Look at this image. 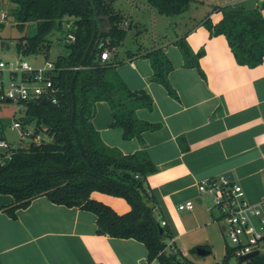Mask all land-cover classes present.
Masks as SVG:
<instances>
[{
  "label": "trees",
  "instance_id": "16d2710c",
  "mask_svg": "<svg viewBox=\"0 0 264 264\" xmlns=\"http://www.w3.org/2000/svg\"><path fill=\"white\" fill-rule=\"evenodd\" d=\"M10 1L17 5L15 14L20 21H36V33L17 42L18 54L43 52L48 58L47 36L61 29L65 19H73L68 33L74 35L75 41L65 43L67 54L58 55L53 61L57 103L39 101L27 105L21 120L25 125L34 122L35 133L42 132L44 136L39 142L31 141L14 150L11 160L0 169V196L12 198L0 210L15 219L17 211L28 207L32 200L46 197L53 204L94 214L98 234L143 243L149 262L156 259L158 264H191L177 259L179 252L175 246L166 248L172 232L166 223L161 226L162 221L155 215L159 207L146 177L157 168L147 152L123 154L107 146L91 122L94 104L104 101L112 111L111 127L122 129L125 140L141 141L142 133L159 127L135 116L139 108L152 109L151 97L144 90H130L114 65L100 59L102 52L123 44L130 28L123 26L125 18L116 12L113 0ZM194 1L146 0L152 9L166 17L183 14ZM217 9L222 13L220 21L214 24L206 17L202 26L210 36L226 38L238 65L248 68L260 65L264 58V1L253 9L231 5ZM174 44L182 54L184 67L196 68L205 79L199 64L204 49L193 53L184 38ZM144 57L150 61L152 81L162 85L171 97L178 98L168 80L173 66L162 49H153ZM93 192L123 198L130 210L117 214L91 199ZM159 227L163 229L162 236ZM226 251L223 262L213 264H228L232 250L226 246ZM234 264H264V255L246 262L236 260Z\"/></svg>",
  "mask_w": 264,
  "mask_h": 264
},
{
  "label": "crops",
  "instance_id": "0c3cea01",
  "mask_svg": "<svg viewBox=\"0 0 264 264\" xmlns=\"http://www.w3.org/2000/svg\"><path fill=\"white\" fill-rule=\"evenodd\" d=\"M258 1L264 0H251L250 6H257ZM208 17L216 24L222 15L214 12ZM202 21L170 40L163 38L158 46L109 51L106 62L114 65L126 86L144 90L152 99V109H137L136 118L157 124L158 129L142 133L141 141L125 140L122 129L111 127L112 111L104 101L94 104L91 119L107 146L123 154L147 152L157 168L146 177L159 207L155 215L166 222L172 232L166 242L172 239L175 247L194 222L208 218L211 206L205 201L207 195L197 189L201 181L232 172L249 203L264 200V58L254 68L238 65L226 38L210 36ZM180 38L193 53L204 49L199 64L205 79L196 68L184 67L174 44ZM156 48L162 49L173 66L168 80L176 99L152 81L153 71L144 54ZM90 197L117 214L130 210L123 198L99 192ZM11 201L10 196L1 195L0 207ZM189 201L194 204L192 210L178 209ZM96 230L91 212L56 205L46 197L32 200L17 211L15 219L0 210V264H147L143 243L101 235Z\"/></svg>",
  "mask_w": 264,
  "mask_h": 264
},
{
  "label": "rangeland",
  "instance_id": "374dc122",
  "mask_svg": "<svg viewBox=\"0 0 264 264\" xmlns=\"http://www.w3.org/2000/svg\"><path fill=\"white\" fill-rule=\"evenodd\" d=\"M251 0H195L187 10L177 16L166 17L160 15L152 9L146 0H113V7L116 12H119L124 18V27L130 25L128 34L123 42L122 47H119L118 52L123 53L125 48L138 47L146 48L150 45H159L163 38H174L176 34L185 33L189 28L208 17L214 12H220L217 8L225 5H238L246 9L256 7L250 6ZM261 2L258 1L257 5ZM244 5V6H243ZM137 7V8H136ZM17 5L10 0H1L0 14H7L4 21L0 20V43L8 44L9 49L0 46V60L11 61L22 59L34 68L41 67L47 60L43 52L35 54L21 55L16 50V44L22 37H31L36 33V21L28 22L20 21L15 14ZM221 13V12H220ZM222 15V13H221ZM131 21H129L128 19ZM210 20L211 18L208 17ZM73 19H65L63 27L52 31L47 40L50 43L48 51V60L54 61L58 55L67 53L65 46L66 33L71 28ZM212 21V20H211ZM139 23V24H138ZM68 24V25H67ZM25 116V108H19L14 103H5L0 108V125L4 129V137L9 144H18V135L15 129H9L11 119H20ZM36 124L30 123L27 130L35 131ZM43 137V133H39ZM27 141H24L26 144ZM205 201L208 207L211 206V197L205 196ZM214 219V220H213ZM223 218L220 211L216 208L208 210V218L203 222H194L192 230L185 236L176 241L175 245L178 249L177 259L181 262L191 264H213L222 263L224 256L227 253L226 246H230L229 240L222 229ZM174 246V245H173ZM199 246H207L211 253L205 256H198L193 249ZM168 247L167 249L169 250ZM167 250V251H168ZM235 258H230L228 264H234Z\"/></svg>",
  "mask_w": 264,
  "mask_h": 264
},
{
  "label": "built area",
  "instance_id": "2783aa9c",
  "mask_svg": "<svg viewBox=\"0 0 264 264\" xmlns=\"http://www.w3.org/2000/svg\"><path fill=\"white\" fill-rule=\"evenodd\" d=\"M1 5V0H0ZM7 14L2 12L0 20L4 21ZM75 37L68 33L65 43H72ZM109 58L106 50L100 54L101 61ZM55 65L46 60L41 67H32L22 59L11 61L0 60V108L5 103H14L19 108H27L28 104L43 99L48 103L56 104L58 87L54 85L52 77ZM23 118V117H22ZM20 119H11L9 129H15L18 135V144H9L4 137V129L0 125V169L11 160L14 150L24 147L27 143L39 142L40 132L27 130L28 124ZM24 141H27L24 144ZM198 192L211 197V208L220 211L223 218V230L229 240L232 257L239 260L254 251L264 255V200L260 204H251L245 199L240 185L224 175L217 178L203 180L197 185ZM193 202H185L178 206L179 210H192ZM161 222V226L165 225ZM173 246V240L166 242V248ZM161 251L160 253H162ZM252 258L246 260L249 261ZM240 261V260H239ZM244 261V262H246ZM101 264V263H97ZM147 264H158L156 259Z\"/></svg>",
  "mask_w": 264,
  "mask_h": 264
},
{
  "label": "water",
  "instance_id": "95a60500",
  "mask_svg": "<svg viewBox=\"0 0 264 264\" xmlns=\"http://www.w3.org/2000/svg\"><path fill=\"white\" fill-rule=\"evenodd\" d=\"M0 46H1V47H5L6 50L9 49L8 44H6L5 42H1V43H0ZM41 103H42V104H48V101L45 100V99H43V100H41ZM223 175L226 176V177H227L228 179H230V180H233V179H234V178H233V174H232V172H226V173L223 174ZM159 234H160V236H162V234H163V229H162V227H159ZM195 253H196L198 256H205V255L210 254V250H208V249L205 248V247H197V248H195ZM256 255H258V251H257V250L254 251V252H252V253H249V254H247V255H245V256H242L239 260H240L241 262H244V261H246V260H248V259H250V258H253V257L256 256Z\"/></svg>",
  "mask_w": 264,
  "mask_h": 264
}]
</instances>
